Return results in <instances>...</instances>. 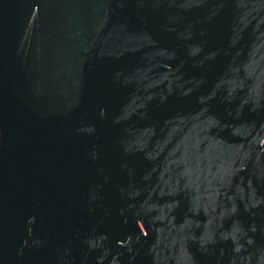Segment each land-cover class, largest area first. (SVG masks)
Listing matches in <instances>:
<instances>
[{
	"label": "water",
	"instance_id": "obj_1",
	"mask_svg": "<svg viewBox=\"0 0 264 264\" xmlns=\"http://www.w3.org/2000/svg\"><path fill=\"white\" fill-rule=\"evenodd\" d=\"M0 264H264V0H0Z\"/></svg>",
	"mask_w": 264,
	"mask_h": 264
}]
</instances>
